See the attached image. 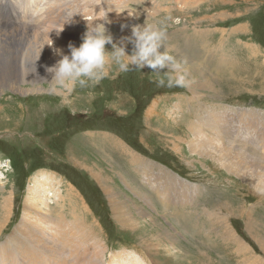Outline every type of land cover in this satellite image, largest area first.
<instances>
[{"label":"rangeland","instance_id":"obj_1","mask_svg":"<svg viewBox=\"0 0 264 264\" xmlns=\"http://www.w3.org/2000/svg\"><path fill=\"white\" fill-rule=\"evenodd\" d=\"M54 1L0 0V32L30 28L0 35L2 61L14 51L24 70L37 68L33 48L81 0ZM88 1L116 43L148 10L149 22L170 17L167 43L187 86L112 66L70 94L54 92L47 71L35 87L2 88L0 264H264V118L254 115H264V0H126L120 16L109 0ZM87 25L73 28L75 46ZM120 25L130 31L111 27Z\"/></svg>","mask_w":264,"mask_h":264},{"label":"clouds","instance_id":"obj_2","mask_svg":"<svg viewBox=\"0 0 264 264\" xmlns=\"http://www.w3.org/2000/svg\"><path fill=\"white\" fill-rule=\"evenodd\" d=\"M146 13L144 24L133 26L132 35L122 38L119 43L114 42L104 23L88 24L80 46L69 44V55L57 50L62 58L54 66L47 68V72L53 77L49 84L52 90L70 94L77 86L94 87L109 76L112 66L119 73H127L133 69L142 71L147 67L152 73H163L167 77L166 80L156 81L158 87H186L184 66L170 53L167 43V28L171 18L149 22V17L155 14L152 10ZM125 40L133 45L131 54L127 52ZM109 45L111 50L107 47Z\"/></svg>","mask_w":264,"mask_h":264},{"label":"bare ground","instance_id":"obj_3","mask_svg":"<svg viewBox=\"0 0 264 264\" xmlns=\"http://www.w3.org/2000/svg\"><path fill=\"white\" fill-rule=\"evenodd\" d=\"M4 1L5 0H1L2 3ZM59 1L60 0H55L54 1V4L57 3V2H59ZM63 1H67V0H63ZM109 2H111L110 4L114 8L116 7V9L114 11L117 13L118 16H120L119 15V10L122 7V5H125L126 4V3H120V2H126V0H109ZM8 3H10V2H8ZM62 3L63 4H66L64 2H62ZM78 4H79V8L78 9L76 8L77 9L76 11H74L72 14H70V16L67 14L66 18L62 19L63 22L61 23V28H60V31L61 32L59 34H57L59 32V29L58 30L57 29H54V31H55L54 34L51 33V32H49V33L47 32L50 28H52L51 26H49L50 23H51V21H52V19H50V18L47 17L48 18L47 19V22L49 24L48 25H45L44 24L43 27L40 28V29H43L42 32H47L46 35H49V34L51 35V36L50 35L47 36V38H50V40L49 41H46L44 43V46L43 47L42 46H37V47L33 48L34 54L37 55V56H35L36 59H37V63H36L37 68L28 67V68H26L24 70L22 67H20V62L18 60V57H16L14 55V53H15L14 51L13 52L10 51L7 54H5L4 57H3V61H2V56H0V90L2 88H4V87H18L19 88V84L25 85V84H28V83L32 84L35 87L41 81L47 80L48 79V75L45 72V71H47V68L54 66L62 58L60 55L57 54V50H60L65 55H69L70 54V50H69V47H68L69 44H72V45L75 46V44L73 43V41H78L79 40V30L78 31L76 30L77 31L76 32V31H73L74 30L73 28L74 27L80 28V26H83V21L87 22V24H89L90 22H91L90 24H94V23H98V22L101 23V21H103V18H97L100 15V12L101 11L99 10L100 8L98 9V7H96V5H97L96 3H91L88 0H81L80 2H78ZM4 6L5 5H3L2 10L3 9L5 10V7ZM111 10L112 9H110V12H111ZM124 19H125L124 16L119 17V20H118L119 21V24L121 22H123ZM29 22H31V21H29ZM28 24H30V23H28ZM111 27H115L116 29H118L121 34H124L123 33L124 32L123 30L130 31V30H128V28L121 27V25L120 26H111ZM33 28H35V27L33 26ZM33 28L31 29V30H33V34L37 33L38 30L37 29H33ZM28 31H30V28L27 26L26 28L23 29V31L22 30H18V29L17 30H13V31L12 30H6V31H1L0 32V35L6 36V37L7 36H11V35H13V36H21V35H27L28 34ZM71 31H72V33L73 32L74 33L72 34V37H69L68 34H70L69 32H71ZM51 40L53 41V44L52 45H51V43H52ZM76 47H79V43H77V42H76ZM14 48H15V51L17 52V54L19 55L18 47H13V49ZM40 69H46V70H40ZM206 84H208V83H206ZM31 91H37V90L33 89ZM254 115H255L256 118H259V119H263L264 118V115L262 113L258 114L256 112H254ZM248 120H251V119H248ZM224 132L226 133V131H224ZM239 157L243 158V157H247V156H245V155L243 156L241 154ZM239 157H236V156L233 155V160H237ZM136 160L137 161H141L140 159H137V158H136ZM256 162L258 163V160H256ZM240 163H241V160H239L238 163L232 161L231 162V165L233 166V168L236 169V168H238V166L240 165ZM45 181H46V179H45ZM43 182L44 181L41 182L42 185H40V186H43V188H44ZM32 189L33 188H31V190H29V194L33 193ZM164 192L165 193H168L169 192L170 193V196L166 197L165 199L163 198V199L166 200V201H170L171 202L173 200L172 190L170 188H168V189H165ZM158 193H159V191H158ZM25 206H27L28 208L29 207H33V208H36L37 207V205L34 202L32 196H29L26 199ZM9 210H10V207H9V199H7V200L4 201V205L2 206V211L4 213V216L9 213ZM118 212L121 214V210H118ZM118 212H117V214H118ZM226 228H225V232H229L228 234L225 233L226 234V237L229 238V239H227V241L228 240L229 241H232L236 245H238L237 246V250H236L237 252H239V253L241 252V253L245 254V256H246V254L249 256L250 253H249L248 249L244 248L243 245H241V243L236 238H233V235H231L233 233L230 232L229 228H227V229ZM224 237H225V235H224ZM134 261H135L134 259H131V257H128V263L129 264H135Z\"/></svg>","mask_w":264,"mask_h":264},{"label":"crops","instance_id":"obj_4","mask_svg":"<svg viewBox=\"0 0 264 264\" xmlns=\"http://www.w3.org/2000/svg\"><path fill=\"white\" fill-rule=\"evenodd\" d=\"M140 163H143L142 161L141 162H139V164ZM147 163V162H146ZM141 165V164H140ZM91 178H92V176L91 175H89ZM96 183H98L99 184V182H97V180H96ZM177 183H180L179 181H177Z\"/></svg>","mask_w":264,"mask_h":264},{"label":"flooded vegetation","instance_id":"obj_5","mask_svg":"<svg viewBox=\"0 0 264 264\" xmlns=\"http://www.w3.org/2000/svg\"><path fill=\"white\" fill-rule=\"evenodd\" d=\"M90 205V204H89Z\"/></svg>","mask_w":264,"mask_h":264}]
</instances>
